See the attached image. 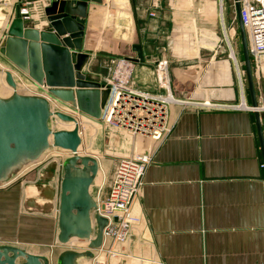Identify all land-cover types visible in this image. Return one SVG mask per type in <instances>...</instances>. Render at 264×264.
Listing matches in <instances>:
<instances>
[{
  "label": "crops",
  "instance_id": "crops-1",
  "mask_svg": "<svg viewBox=\"0 0 264 264\" xmlns=\"http://www.w3.org/2000/svg\"><path fill=\"white\" fill-rule=\"evenodd\" d=\"M15 2L0 0V20L10 23L15 17ZM50 2L42 0L32 5L36 14L24 26L38 30L47 26L44 9ZM151 11L153 17L149 16ZM191 19L182 21V0L89 2L87 18H77L85 22L88 30L80 50L89 56L82 74L96 75V59L105 56L109 61L99 70L108 68L104 80L107 78L118 59H113L109 50L114 40L118 49L125 46L123 57L134 60L133 83L143 92H159L155 64L160 59L167 60L170 90L179 103L169 107L167 136L158 143L145 142L152 146V161L133 207L139 222L116 246V253L111 251V241L103 238L100 247L91 251V257H80L75 264H264V168L260 167L263 158L254 113L196 105L236 104L242 96L238 90L236 94V84L228 85L220 76L219 67L214 66L218 63L216 51L202 47L203 40L208 41L204 35L208 34L193 30ZM187 38L191 41L189 47ZM133 45L141 47L143 62L136 60ZM8 70L15 83L23 80L28 88L41 93L43 86L50 95L52 87L44 80L39 78L38 82L22 71ZM48 71L54 88L64 89L68 79L64 66L50 65ZM253 81L256 97L264 103V69L253 71ZM243 99L251 105L248 92ZM138 151L146 153V149ZM51 163V172L54 165L60 167L58 159ZM114 166L99 164L89 189L93 198L94 186L99 198L106 195ZM44 172L40 169L33 173V181L23 178L24 182L38 186L47 180ZM22 193L23 184L16 180L0 188V245L45 256L55 264L59 253L55 259L43 253L42 221L21 217ZM27 204L29 209L36 208ZM21 213L29 215L23 210ZM95 232L93 226L94 235ZM57 233L58 229L55 237Z\"/></svg>",
  "mask_w": 264,
  "mask_h": 264
},
{
  "label": "water",
  "instance_id": "water-1",
  "mask_svg": "<svg viewBox=\"0 0 264 264\" xmlns=\"http://www.w3.org/2000/svg\"><path fill=\"white\" fill-rule=\"evenodd\" d=\"M234 1L247 92L251 105L256 107L257 97L246 37L240 21L238 0ZM89 2L100 3L101 0H51L44 9L47 26L42 30L24 26L27 22L21 20L16 8L15 17L4 35V56L16 66L17 72L22 71L38 82L40 79L44 80L46 85L52 87L50 93L54 98L68 103L76 101L81 111L96 120L99 119L108 91L100 92V85L86 80L81 73L89 56L80 51L84 25L77 18L83 20L87 17ZM187 39L188 45H183L189 47L191 41ZM13 48L14 52H11ZM132 48L137 53L136 60L143 62L141 47L133 45ZM50 65L54 68L64 66L66 78L68 77L64 81V89L54 88L48 71ZM4 76L7 86L14 89L12 74L5 71ZM86 98L91 103L81 107L80 103ZM49 116V104L42 97L12 92L8 98H0V182L7 181L25 164L38 160L50 146V135L53 138L52 146L72 152L62 163L56 238L60 244H66L71 238L88 240L89 244L88 249L83 252L67 250L60 253L55 264H75L78 258L91 257V251L100 247L102 231L107 223L99 215L93 219L90 215L95 208V202L89 189L96 177L98 164L95 159L76 153L80 144L76 124L71 131L51 132L47 125ZM56 116L64 122L75 123V120L63 114L56 113ZM254 118L264 164L263 121L257 112H254ZM93 225L96 232L91 238ZM18 259L22 262L17 263ZM49 263L45 256L29 254L11 245H0V264Z\"/></svg>",
  "mask_w": 264,
  "mask_h": 264
},
{
  "label": "rangeland",
  "instance_id": "rangeland-1",
  "mask_svg": "<svg viewBox=\"0 0 264 264\" xmlns=\"http://www.w3.org/2000/svg\"><path fill=\"white\" fill-rule=\"evenodd\" d=\"M223 16L219 12V0H182V21L187 18H192L193 30L201 33H207L208 35H204L208 39L206 42L203 40V48L207 51L214 50L215 56L214 58H218L214 66L219 67L220 76L224 77V82H229L228 85L234 83L236 84V92L240 91L241 94L246 97L247 95V83L246 77L243 69V61L241 55V45L239 39V33L237 29V22L235 16V10L232 3V0H223ZM223 19H222V17ZM87 18V17H86ZM85 18V19H86ZM83 19V20H85ZM11 22V21H10ZM81 22V21H80ZM84 25V37L87 34L88 30L85 27V22H81ZM184 25V24H183ZM224 25V27H223ZM8 22L6 20H0V98H8L12 92H15L24 96H38L45 99L49 104V113L50 116L47 121V125L51 132L56 131H71L73 130L75 124L78 127V136L80 138V144L77 147L76 153L79 156H89L97 161L98 170L99 164L102 166L111 167L112 164H115L118 161V158L125 157L130 155V151L132 154L136 153L137 149L148 151V141L147 137L141 135H133L128 130H123L122 128H118L116 126H109L105 124L99 123V119H96L94 122L92 117H88L89 115L85 114L83 111L79 109V104L74 101L73 103H68L61 101L59 99L54 98L51 93L50 95L47 93L49 91L44 90L43 93L38 92L35 88H28L27 83L22 82L19 83L20 79H18V87L14 89L7 86L4 80V71L8 69H14L16 66L6 59L4 56V48H5V39L3 36L8 29ZM113 26V24H112ZM224 31L228 33L230 43L234 49L235 57L237 59V64L240 69V76L238 77L236 73V69L232 63V61L227 58L228 54V45L224 39ZM83 37V38H84ZM109 45V44H108ZM200 46V44H199ZM124 45L118 49L117 41H111L109 45V50L114 54L113 59L121 58L126 55V48ZM202 48V49H203ZM3 49V50H2ZM109 55V54H108ZM108 59L102 57H98L96 59V68L94 73L88 72L85 76V79L91 82H97L100 85V92L103 91L101 87L104 85V77L108 74V68L103 70H99L103 68ZM2 68V70H1ZM95 72V73H96ZM94 74V75H93ZM104 75V76H102ZM101 76L103 79L101 80ZM20 76H18L19 78ZM220 80L221 77H220ZM26 86H25V85ZM238 94V92L236 93ZM102 96V95H101ZM58 100V101H57ZM93 101V100H92ZM91 103L90 99H84L80 106H86ZM193 101H190V103ZM220 103V102H214ZM232 103V102H230ZM220 104H228V103H220ZM81 106V107H82ZM175 106V104L170 105L169 107ZM168 107V108H169ZM56 113L63 114L75 120V123L72 122H64L57 118ZM99 124H98V123ZM52 135L49 136L50 146L47 150L43 152V154L32 163H27L24 166L20 167L16 173H14L7 181L0 182V188L8 184L9 182H13L16 180L18 183L23 184V193L21 200V205L19 206L21 217H25L27 219L37 218L42 221V225L45 226L44 233L42 235L43 241H47L43 243V253L48 254L49 256L55 259V255L57 253H62L67 250L63 249V247L54 248V245H58L57 238L55 237L57 231V215H58V203H59V187L60 181L62 178V163L63 161L72 155V152L66 149H62L60 147L52 146ZM132 144V145H131ZM139 153L141 151H138ZM137 152V153H138ZM129 153V154H128ZM142 154V153H141ZM58 159L60 167L54 165V168L49 171V166L52 164V160ZM35 166V167H34ZM114 166V169H115ZM34 167V168H33ZM33 169V170H32ZM43 170L50 172L48 174L47 180L42 182L38 186L30 185L24 180L27 178L28 180L34 179L35 172L38 170ZM31 170L30 172H28ZM97 170V172H98ZM45 173V172H44ZM114 173V171H113ZM113 173L111 177V181L107 190L111 186L113 180ZM97 175V174H96ZM60 177V178H59ZM25 178V179H23ZM96 178V177H95ZM99 178V176H98ZM106 195L103 197L105 198ZM94 202L95 208L92 209L90 215L92 219L94 216L98 215L95 213L96 206L98 207L101 200L99 198V192L97 190V186H94ZM98 194V195H97ZM36 205L32 207L33 209L28 208V203ZM99 208V207H98ZM23 210L24 213L29 215H24L21 213ZM34 213L36 216H33ZM33 214V215H31ZM100 216V215H99ZM26 226V225H25ZM95 226V225H93ZM94 234L92 233L91 238ZM54 237V238H53ZM53 238V239H52ZM65 248L67 246H64ZM87 247H78L77 250H86ZM58 254V255H59ZM57 258V257H56ZM50 264V263H49Z\"/></svg>",
  "mask_w": 264,
  "mask_h": 264
},
{
  "label": "built area",
  "instance_id": "built-area-1",
  "mask_svg": "<svg viewBox=\"0 0 264 264\" xmlns=\"http://www.w3.org/2000/svg\"><path fill=\"white\" fill-rule=\"evenodd\" d=\"M41 1L16 0L15 4L21 20L30 22L36 14L31 6H36ZM232 3L234 6L235 1L232 0ZM223 4V0H219V12L222 16ZM238 5L252 73L254 70L261 71L264 69V0H238ZM149 16L153 17L154 13L149 12ZM223 37L228 45L227 58L232 61L238 76H240L241 72L234 49L226 31H224ZM133 75L134 60L131 57H121L113 62L111 71L101 87V89L107 90L108 94L100 112L99 123L128 130L133 135H141L158 143L169 132L168 107L173 105L169 100L174 99L175 102L179 103L170 90L168 62L165 59H160L155 64V76L159 88L157 94L138 90L133 83ZM22 82L23 80L19 81V83ZM19 83H15V87H18ZM40 90L47 91L43 86ZM241 96L242 98L236 104L222 105L205 102L203 104L196 103V105H203L202 107L208 109L228 108L235 111L257 112L264 126V103L257 99V106L253 107L246 103L243 94ZM151 147L145 154L136 152L118 158L107 196L101 200L99 208L96 206L95 213L106 219L107 223L103 228L102 236L111 241L112 253H116V246L128 238L131 228L139 222V218L133 212V207L143 185L146 168L152 161ZM260 167L264 168V164L261 163ZM88 244V240L71 238L66 244L58 243L57 246L63 247L65 250L80 252L77 250L78 247L86 246L88 249Z\"/></svg>",
  "mask_w": 264,
  "mask_h": 264
},
{
  "label": "bare ground",
  "instance_id": "bare-ground-1",
  "mask_svg": "<svg viewBox=\"0 0 264 264\" xmlns=\"http://www.w3.org/2000/svg\"><path fill=\"white\" fill-rule=\"evenodd\" d=\"M11 52H14V48L11 50ZM170 101V103H172V104H178V102H175V100L173 99V100H169ZM93 121L94 122H96L94 119H93ZM98 123V122H97ZM99 124V123H98ZM80 252H83V251H80Z\"/></svg>",
  "mask_w": 264,
  "mask_h": 264
}]
</instances>
